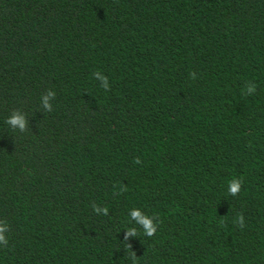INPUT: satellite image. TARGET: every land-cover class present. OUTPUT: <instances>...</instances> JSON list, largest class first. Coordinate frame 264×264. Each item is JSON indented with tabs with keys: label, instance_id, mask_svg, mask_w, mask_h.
<instances>
[{
	"label": "trees",
	"instance_id": "1",
	"mask_svg": "<svg viewBox=\"0 0 264 264\" xmlns=\"http://www.w3.org/2000/svg\"><path fill=\"white\" fill-rule=\"evenodd\" d=\"M0 227V264H264V0H0Z\"/></svg>",
	"mask_w": 264,
	"mask_h": 264
},
{
	"label": "clouds",
	"instance_id": "2",
	"mask_svg": "<svg viewBox=\"0 0 264 264\" xmlns=\"http://www.w3.org/2000/svg\"><path fill=\"white\" fill-rule=\"evenodd\" d=\"M190 77L192 79H195L196 77L193 76L192 73H190ZM255 90V86H251L248 88V92L251 93ZM10 123L13 124V125H19L21 127V129H23L24 127V121L22 118L20 117H13L11 120H10ZM135 163H140V159L139 158H136L134 160ZM241 184H242V180H237V179H233L232 181L229 182V192L232 194V195H235L237 192L240 191V187H241ZM106 211V209H105ZM132 216L135 217L136 219H138L141 223H143L144 225V228L146 229L147 231V234L149 236H153L154 233L156 232L155 228L151 225V223L140 216V213L138 211H133L132 212ZM238 223L241 227H243V217L242 216H238ZM5 231V227H0V245H4V246H7V240L5 239L3 233Z\"/></svg>",
	"mask_w": 264,
	"mask_h": 264
}]
</instances>
